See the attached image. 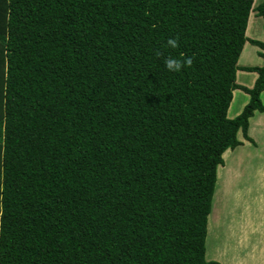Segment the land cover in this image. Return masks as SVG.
<instances>
[{"label":"trees","instance_id":"1","mask_svg":"<svg viewBox=\"0 0 264 264\" xmlns=\"http://www.w3.org/2000/svg\"><path fill=\"white\" fill-rule=\"evenodd\" d=\"M253 4L0 0V264H219L217 167L264 113ZM247 42L262 66L237 65Z\"/></svg>","mask_w":264,"mask_h":264},{"label":"rangeland","instance_id":"2","mask_svg":"<svg viewBox=\"0 0 264 264\" xmlns=\"http://www.w3.org/2000/svg\"><path fill=\"white\" fill-rule=\"evenodd\" d=\"M263 0H254L253 4V10L251 11V14L249 16L247 29H246V36L249 39H254L258 41H264V20L261 16L258 15V11L256 10L259 3H261ZM261 50L251 45L249 42L245 43V46L243 48V51L240 55V58L238 60L237 65L239 67H245V66H261L263 64V59L259 56V53ZM254 73H248L243 71H238L236 76V83L245 87L250 88V85L252 84V80L254 77ZM248 95L242 92L241 90L234 91L233 94V100L229 107V113L231 115H228L229 118H232L233 114L238 112V110H243L244 106L246 105L248 101ZM262 103L264 104V92L260 96ZM236 115V114H235ZM238 115V114H237ZM236 115V116H237ZM235 116V117H236ZM248 136L253 139L255 144H252L249 141H246L243 139V136L241 132L238 133L239 139L243 142V145L237 147L234 150L228 149L223 154V160L224 164L217 167V173H219L218 176V185H216V194L213 197V207L212 211L216 213L219 216L226 217V221L222 219V223H233L234 217L228 216L226 213H231L235 215L234 213H237L240 209L239 207V200L234 201L233 199L229 198L226 193L223 191L224 188L227 186V184H234L235 180H232L231 183H228V176L227 180L226 175L228 173V169H233L232 176H235V173H237L238 170L243 174L245 169L248 168H263L264 171V113H258L255 112L254 116L249 120V130H248ZM253 175H249L247 179L248 185L251 183L250 180H253ZM225 177V178H224ZM223 178L227 181L226 183H222ZM238 178L236 182L239 181V175L236 176ZM224 180V182H225ZM237 190V189H235ZM241 201V200H240ZM235 211L234 213H232ZM212 213V212H211ZM209 215V220L207 224V238L205 240V247L207 251L206 259L209 261H213L210 253L215 251V248L217 245L219 246V249L217 252L221 256H224L226 254H222L221 251L223 249H228L232 251V247L229 245L231 242V238L227 235H224V231L226 230V227L222 228L214 219L213 215ZM217 217L216 219H218ZM209 223H210V229L215 233H219V235L216 236H209ZM220 226V227H219ZM230 227V226H229ZM257 232H260V230L257 228ZM228 238V240H227ZM228 244L227 247L225 246ZM223 246V247H222ZM254 246V245H253ZM252 249V250H251ZM257 250V248L253 247L250 248V246H246L240 251L231 252L233 254H237V256L231 257L230 255H227L228 258H231L230 261L238 263V262H245L249 261V263H253V259L255 258L254 253ZM257 258H262V256H256ZM210 258V259H209ZM250 259V260H249ZM219 263V262H218ZM220 264V263H219ZM224 264V263H221ZM226 264V263H225Z\"/></svg>","mask_w":264,"mask_h":264},{"label":"crops","instance_id":"3","mask_svg":"<svg viewBox=\"0 0 264 264\" xmlns=\"http://www.w3.org/2000/svg\"><path fill=\"white\" fill-rule=\"evenodd\" d=\"M254 74L255 75L253 77L250 88L253 86L254 81L257 78V74L256 73ZM236 91L237 90H235V92ZM247 98L249 99V97ZM240 112L241 110H238V112H236L235 114L237 115ZM228 113H229V110H228ZM235 114H233L232 118L236 116ZM227 171L228 173L226 175V178L225 177L224 178L227 180V176H228V183H231L232 180H235V179L237 180L238 179L236 178L237 175H239V178L241 177L238 182H236L235 180L236 187H234L233 183L227 184V186L224 188L225 190L223 191L224 193H226V195H228L229 198L233 199L234 201L239 200L240 209L237 213H234L235 211L232 212L235 215L231 213H226L228 214L227 217L229 216L234 217L233 219V221H235L234 224L233 223H228V224L222 223V219L226 221L225 220L226 217L223 216V213H222V216H219L211 210L212 212L211 216L213 215L212 216L213 219L220 226H222V228L226 227V230L223 233L224 235H227L231 238V242L229 243V245L232 247V251L228 249H223L221 253L226 254V255L221 256L220 254H218L219 252H217V250L219 249V246L217 245L216 247H214L215 251L210 253V255L212 257V260L214 259L213 261L219 262L220 264L221 263L250 264L249 261H247V263L246 261L243 263L242 262H238V263L232 262L230 261L231 258H228L227 256V255H230L231 257L237 256L238 253L233 254L231 252H234V250L240 251L241 249H243L244 247L248 245L250 246V248H253V247L257 248V250L254 253L255 258L253 259V263L251 264H264V171H263V168H258V167L248 168L244 170L243 174L240 172V170H238L237 173H235L234 177L232 176L233 169H228ZM249 175H253L251 176L253 180H250L249 182L251 183L250 185H248L247 183V179ZM218 176H219V173H217L216 185H218ZM224 178H223L222 183L227 182ZM215 194H216V189L214 192V196ZM217 217L219 218L216 219ZM257 228L260 230V232L256 231ZM216 235H219V233H215L214 230L212 231L210 229V223H209V236L212 237ZM225 246L230 247L228 246V244H226ZM206 256H207V251L205 252V258ZM256 256H259V257L262 256V258H257Z\"/></svg>","mask_w":264,"mask_h":264},{"label":"clouds","instance_id":"4","mask_svg":"<svg viewBox=\"0 0 264 264\" xmlns=\"http://www.w3.org/2000/svg\"><path fill=\"white\" fill-rule=\"evenodd\" d=\"M168 45L171 47L177 46V40L170 38L167 41ZM192 63L191 57H186L183 60L176 58H167L165 60V66L169 71H179L184 65H190Z\"/></svg>","mask_w":264,"mask_h":264},{"label":"bare ground","instance_id":"5","mask_svg":"<svg viewBox=\"0 0 264 264\" xmlns=\"http://www.w3.org/2000/svg\"><path fill=\"white\" fill-rule=\"evenodd\" d=\"M209 232V231H208Z\"/></svg>","mask_w":264,"mask_h":264}]
</instances>
